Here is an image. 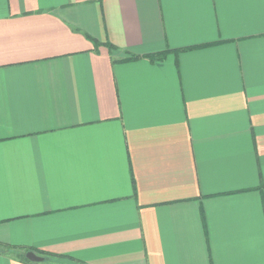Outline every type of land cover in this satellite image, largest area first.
<instances>
[{"label": "crops", "instance_id": "0c3cea01", "mask_svg": "<svg viewBox=\"0 0 264 264\" xmlns=\"http://www.w3.org/2000/svg\"><path fill=\"white\" fill-rule=\"evenodd\" d=\"M0 244L264 264V0H0Z\"/></svg>", "mask_w": 264, "mask_h": 264}, {"label": "trees", "instance_id": "16d2710c", "mask_svg": "<svg viewBox=\"0 0 264 264\" xmlns=\"http://www.w3.org/2000/svg\"><path fill=\"white\" fill-rule=\"evenodd\" d=\"M91 42H92V44H94V46H96V45L98 44L95 40H92ZM107 48H108V50H111V49H112V46H111V45H108ZM155 56L160 57V56H161V53H159V54H155L154 56H149V58L154 59ZM138 58H139L138 56H131V57H129V58L126 59V60H132V59H138ZM0 245H1V244H0ZM2 247H3V246H2ZM4 248H5L6 250L11 249V247H9V246H4ZM25 253H26V252H25ZM21 257H22V261H24V262H26V263H30V261L27 260V259L25 258V254H23Z\"/></svg>", "mask_w": 264, "mask_h": 264}, {"label": "water", "instance_id": "95a60500", "mask_svg": "<svg viewBox=\"0 0 264 264\" xmlns=\"http://www.w3.org/2000/svg\"><path fill=\"white\" fill-rule=\"evenodd\" d=\"M25 258L27 260H29L30 262H41V261H43L42 257L37 256L36 254H34L31 251H28L25 253Z\"/></svg>", "mask_w": 264, "mask_h": 264}]
</instances>
